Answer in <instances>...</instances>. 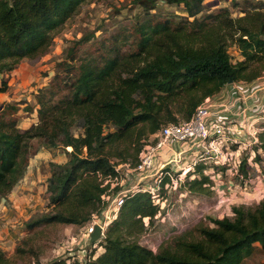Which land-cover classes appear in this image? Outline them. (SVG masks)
<instances>
[{"label":"trees","instance_id":"16d2710c","mask_svg":"<svg viewBox=\"0 0 264 264\" xmlns=\"http://www.w3.org/2000/svg\"><path fill=\"white\" fill-rule=\"evenodd\" d=\"M88 1L0 0V94L8 92L10 76L24 60L35 66L48 54L55 33ZM163 1L182 17L161 15L156 0H135L142 16L98 39L95 51L78 59L76 48L70 49L51 81L34 95L37 124L22 129L14 115L6 119V112H17L22 103L3 107L0 203L19 185L39 148L63 147L68 156L63 165H54L48 180L53 209L28 221L29 229L85 226L106 206L110 186L104 180L116 175V165L135 166L150 135L180 122L177 114L189 121L207 98L264 72L263 1L231 0L242 9L243 16L236 18L228 8L204 13L206 0ZM231 48L242 60L233 62ZM24 110L33 111L27 105ZM247 166L243 161L241 175ZM204 170L199 166L186 177L183 186L191 193L209 190L212 181ZM161 211L147 192L128 196L98 242L101 254L49 264H243L257 245L264 249V201L234 207L232 217L210 219L213 227H196L154 252L137 239ZM0 264H11L1 249Z\"/></svg>","mask_w":264,"mask_h":264},{"label":"rangeland","instance_id":"374dc122","mask_svg":"<svg viewBox=\"0 0 264 264\" xmlns=\"http://www.w3.org/2000/svg\"><path fill=\"white\" fill-rule=\"evenodd\" d=\"M134 1L90 0L85 3L78 14L55 33L48 54L34 67L24 64L28 67L24 72L25 78L19 82L14 81V86L6 93L5 97L8 99L2 102L3 99L0 97V113H7L6 119L14 115L13 117L18 119V124L23 118L30 117L34 112V106L36 107V104L30 101L33 100L31 96L35 95L38 88L51 81L58 65L67 59L70 49L76 48L73 57L78 59L85 52L95 51L98 39L108 36L114 29L143 15L144 10ZM252 1L264 2V0ZM156 2V11L161 15L182 17L177 7L170 6L163 0ZM206 2L208 5L204 13L207 11L216 13L222 8H228L233 13V17L243 16L242 9L235 7L231 0H206ZM91 35L94 38L81 44L82 40ZM230 55L233 62L242 60L240 51L236 48L230 49ZM23 82L26 83L19 84ZM236 83L245 87L248 92L252 89H261L264 87V72L254 81L241 80ZM225 89L226 87L214 96V101L223 99ZM261 93L264 94V88ZM16 103H22L19 104L17 112H2L6 104ZM26 105L33 111L24 110ZM176 118L180 122L183 120L178 114ZM254 131L259 143L243 147L239 157L242 163L246 160L248 164L246 175L243 174L242 177L237 175L233 165L222 169L216 168L205 174L211 177L212 184L209 190L201 194L191 193L188 186H183L186 180L180 181L181 186L178 185L177 188L174 186V189L164 193V207L150 227L138 237L140 244L158 252L164 242L176 236L200 226L213 227L210 219L232 217L234 207L252 208L263 202L264 120L258 121ZM33 147L38 149L39 144L34 142ZM67 158L63 147L39 148L32 162L29 163V166L32 163L33 167L28 166L19 187L0 203V249L11 260V264H49L59 258L75 255L84 261L88 258L87 253L96 257L103 252L98 242L91 244L90 240L83 236L86 225L83 227L51 225L34 230L27 227L28 221L53 209L47 193L48 180L54 165H63ZM174 181L176 183V180ZM243 264H264V249L257 245L254 253L245 259Z\"/></svg>","mask_w":264,"mask_h":264},{"label":"built area","instance_id":"2783aa9c","mask_svg":"<svg viewBox=\"0 0 264 264\" xmlns=\"http://www.w3.org/2000/svg\"><path fill=\"white\" fill-rule=\"evenodd\" d=\"M230 86L227 98H207L189 121L164 125L150 135L135 166L116 165V175L104 180L110 186L109 195L104 197L106 206L84 228L83 236L88 241L97 225L102 228L103 239L125 199L137 192L149 193L163 209L161 193L177 188L199 166H204L207 174L233 165L236 174L243 176L239 173L240 152L248 144L259 143L254 129L259 120H264V87L248 92L237 83Z\"/></svg>","mask_w":264,"mask_h":264},{"label":"crops","instance_id":"0c3cea01","mask_svg":"<svg viewBox=\"0 0 264 264\" xmlns=\"http://www.w3.org/2000/svg\"><path fill=\"white\" fill-rule=\"evenodd\" d=\"M24 64H26L27 66H31V67H34V66H32V65H30L29 63H28V61L27 60H24L20 65H19V67L11 74V76H10V79H9V89H11L14 85V81L15 80H17V82H19V81H21L22 79H24L25 78V74H24V72H25V70H26V68H28V67H26V65H24ZM37 65V64H36ZM35 65V66H36ZM27 72V71H26ZM29 80V79H28ZM26 82H23V83H19L20 85H23V84H25ZM47 85V84H46ZM231 88H232V86H230V85H228L227 87H226V89H225V91H226V93H225V95L222 97V98H227L228 96H230V94H231ZM8 93V92H7ZM228 94V96H226ZM5 96H7V94L5 93V94H0V97H2V102L5 100V99H8L7 97H5ZM31 99H33V100H30L31 101V103L32 104H36V100H35V97H34V95L33 96H31ZM8 102H9V100H8ZM15 102H19L18 100H15ZM35 109H34V112H33V114H31V116L30 117H27V118H23L20 122H19V125H20V127L22 128V129H27V128H29L30 126H32L33 124H37V122H38V116H37V108L36 107H34ZM27 114V113H26ZM31 162H32V159H31ZM31 167H33V164L31 163V165L29 166V168H31ZM31 173V172H30ZM29 173V174H30ZM28 174V175H29ZM20 184V183H19ZM19 187V185H17L16 187H15V189L13 190V192L17 189ZM12 192V193H13Z\"/></svg>","mask_w":264,"mask_h":264},{"label":"water","instance_id":"95a60500","mask_svg":"<svg viewBox=\"0 0 264 264\" xmlns=\"http://www.w3.org/2000/svg\"><path fill=\"white\" fill-rule=\"evenodd\" d=\"M102 237H103L102 236V228L99 225H97L95 227L94 233L91 235L90 243L95 244V243L101 241Z\"/></svg>","mask_w":264,"mask_h":264}]
</instances>
